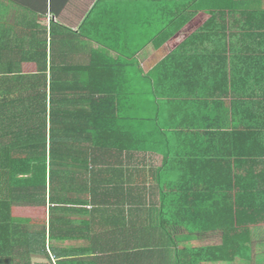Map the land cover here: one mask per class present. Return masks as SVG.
<instances>
[{"label":"trees","instance_id":"1","mask_svg":"<svg viewBox=\"0 0 264 264\" xmlns=\"http://www.w3.org/2000/svg\"><path fill=\"white\" fill-rule=\"evenodd\" d=\"M109 1L155 6L163 21L155 50L199 12L209 18L141 74L132 71L136 49L115 41L128 18L120 27L116 13L106 18L101 10ZM69 2L0 0V11L24 9L47 27L48 14L59 15ZM98 12L99 26L109 28L102 42L120 55L99 54L84 79L78 68L58 64L55 44L49 61L42 32L0 29V264L251 262L264 234V7L100 0ZM149 14L140 25L151 24ZM50 24L55 39L58 25ZM19 33L25 36L16 46ZM137 154L163 156L134 189L156 193L145 200L139 228L115 216L125 211L120 198L113 201L116 178L105 177L102 166L96 172ZM138 202L129 201L128 214L142 211ZM86 206L93 211L80 208ZM81 212L91 219L80 226L67 217ZM212 234L220 244L184 243Z\"/></svg>","mask_w":264,"mask_h":264},{"label":"crops","instance_id":"2","mask_svg":"<svg viewBox=\"0 0 264 264\" xmlns=\"http://www.w3.org/2000/svg\"><path fill=\"white\" fill-rule=\"evenodd\" d=\"M99 1L100 0H70L67 7L59 15L54 16L52 14H48V24L46 21L47 27L44 25L45 22H42L41 25L37 26V20L24 9L13 8L12 5H8V8L5 10L3 9V12L0 11V29H7L8 32L10 29H19V32L20 29H22V32H25V34L27 32H42V40L47 41L48 43L49 61L51 60V50L53 44H55L57 48H55V53L53 52L52 55L57 60L58 64H64L66 62L73 67L78 68L79 72L81 70L84 73V75H80V78L84 79L88 76L85 75L88 73L86 69L95 67L93 62L96 60L99 61V54L107 55L110 59H116L120 55L116 49L112 48L113 44L111 45L110 43L107 44L102 42L109 38V35L106 34L109 28L105 26H99ZM233 1H236L239 6L243 7H264V0ZM151 6L152 4L150 3L109 1L103 3V7L101 9L105 10L106 18H109L111 14L116 13L118 15L117 22L119 24L122 23L121 20L123 18H128V27H126V30L120 29L121 32L120 30H116L115 41H119V43L123 41L122 48H124V45H128L136 49L137 52L133 57V60L135 61V68H133L132 71H139L141 74H150L158 63H160L165 57L176 50L178 46L181 45L189 37V35L194 32L195 29H198L200 26H202L209 18V14L207 12H199L185 27L180 29L179 32L170 38L159 50H155L153 48V40L158 39L162 35L163 21L162 16L157 12L155 6L153 7L154 9H149ZM148 12H151L149 15L152 18L150 19H152L154 22L151 21L150 25L148 23H143L140 25L138 20L141 19L142 16L144 17V14H147ZM19 13H26L25 17L23 18ZM196 18H203V23H201L197 28L191 30L189 35L184 36L185 29L189 27ZM34 19L36 20V27L33 25L32 20ZM129 19L134 22H130ZM51 20L59 26H56L59 35L55 37V39H53L51 35ZM135 22L137 24L134 25ZM25 34L19 33L18 36L20 38L18 36L13 38V40L16 39L14 41H17V44H15L16 46L21 44L20 40L25 36ZM28 34L25 38V45H28L31 41L28 37ZM131 39H133V42L129 44V40ZM134 158L135 160L132 163L105 162L104 164L97 166L96 172H98L99 168L102 166V171L105 172V177L116 178V192L117 194H123V196H117L115 193L116 195L114 196L113 201H117V198H120L125 211L121 209L122 213L115 216L119 219L121 224L124 223L126 227L129 225L128 222H130L132 225L139 228V226H143L145 224V217H147V215L144 214V209L148 206V203L145 202V200L150 197L155 198L156 193L154 195H150L147 194V192H138L139 190L135 191L134 189L140 185V182L148 177H145L144 173L148 174V169L150 167L155 168L162 166L163 156L159 154H137L134 156ZM106 166L112 167V169H104ZM127 168H133L136 171L133 173ZM95 177L98 176L94 175L93 178ZM123 179H125L124 183ZM85 194L86 195H82V193L79 192L77 193L76 197H89L87 193ZM130 200L139 201L136 205L138 207L141 206L140 209L142 211L138 210L132 215L128 214L126 209H129L131 206V204H129ZM80 208H87V206ZM87 209L93 211L91 206H88ZM67 217L74 220V223L77 226H80L81 222L89 221L91 219V215L87 214L86 212L68 214ZM97 219L98 217L94 218L93 222L99 224V222H96ZM204 240L205 239H197L193 237L190 241H184V243H187V245L192 244L199 246L213 245L210 241L204 242ZM214 245H216V243Z\"/></svg>","mask_w":264,"mask_h":264},{"label":"rangeland","instance_id":"3","mask_svg":"<svg viewBox=\"0 0 264 264\" xmlns=\"http://www.w3.org/2000/svg\"><path fill=\"white\" fill-rule=\"evenodd\" d=\"M203 21H204L203 18H199V19L196 18L192 22V24H190V26L185 29L184 36L189 35L191 30H193L194 28H197L201 23H203ZM173 44H174V42H173ZM260 236H262V238L261 237L260 238L257 237L258 238L257 241L258 242H262V243L260 244V246L258 245L257 247L254 245L256 248L253 249V259H252V261L249 262V263H247V262H236L234 264H257V260L264 256V234H262V235L260 234ZM205 241H210L212 244H215V243L216 244L217 243L220 244V242H221L220 239L214 237L213 234L212 235H207V238L204 240V242ZM179 245L183 246V245H186V244L180 243ZM219 264H223V263H219Z\"/></svg>","mask_w":264,"mask_h":264}]
</instances>
